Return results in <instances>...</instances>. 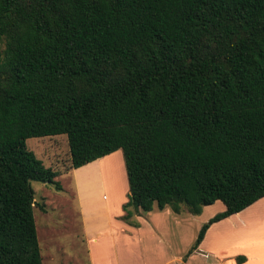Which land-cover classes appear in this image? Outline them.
Listing matches in <instances>:
<instances>
[{"label": "trees", "instance_id": "1", "mask_svg": "<svg viewBox=\"0 0 264 264\" xmlns=\"http://www.w3.org/2000/svg\"><path fill=\"white\" fill-rule=\"evenodd\" d=\"M58 135L70 170L120 151V220L222 204L183 263L264 197V0H0V264H41L26 140Z\"/></svg>", "mask_w": 264, "mask_h": 264}, {"label": "rangeland", "instance_id": "2", "mask_svg": "<svg viewBox=\"0 0 264 264\" xmlns=\"http://www.w3.org/2000/svg\"><path fill=\"white\" fill-rule=\"evenodd\" d=\"M26 147L45 168L57 172L54 180L61 187L60 191H56L51 184L30 182L34 205L32 217L41 264H88L90 253L98 258L99 263L100 258L103 261L118 258L122 264H137L140 259L137 253L141 252L149 264L171 263V258L179 256L189 246L192 241L190 236L195 237L197 234L199 218L207 215L212 217L223 209L220 202L203 207L200 217L190 215L189 222L172 230L171 236L166 227L158 243L151 239L139 244L130 242L125 247L116 235L117 242L113 245V240L99 237L104 233L109 235L110 225L123 215L119 207L127 199V182L120 151L72 171L68 169L69 154L65 136L30 138L26 140ZM40 206L44 211L39 210ZM235 224L236 220L233 219L223 225L214 223L210 226L213 227L205 240V247L210 249V253L202 259L204 263L216 264L221 247L225 246L222 248L225 252L231 251L234 237H240L234 231ZM220 237L225 242L219 247L217 239ZM86 239L91 240L86 242ZM189 264H201V257L192 255Z\"/></svg>", "mask_w": 264, "mask_h": 264}, {"label": "crops", "instance_id": "3", "mask_svg": "<svg viewBox=\"0 0 264 264\" xmlns=\"http://www.w3.org/2000/svg\"><path fill=\"white\" fill-rule=\"evenodd\" d=\"M200 215L201 213L199 214V217ZM189 216L190 215L185 212L174 214L167 207L162 210H157L155 207H153L150 212L142 214L141 216H136L133 214L129 221L119 219V221L112 222L113 224L110 225L109 235L104 233L99 238H109L113 240V245H115V242H117L115 237L117 235L125 247H128L130 242H136L139 244L141 242H149L151 239H155L156 243H158L159 238L162 234H164L167 228L170 230L169 236H171L172 230L174 231L175 229L180 228L189 222ZM210 216L211 215H207L205 217L201 216L198 220V227H200V224H203L202 222H204V220ZM233 219L236 220L234 231L240 234V237H234L230 252L223 251L224 249L222 248L225 246L219 248L221 251L218 252L216 264H264V197L257 200L244 210L220 220L221 222H216V225L229 223ZM116 224H120V226L117 227ZM210 226L206 230L196 250L188 255L183 263L181 259L191 246L195 238L194 235L190 236L192 241L189 243V246L180 252L178 254L179 256L171 258L172 262L177 264H189L192 259V255H199L201 257V264H207L204 263L202 259L205 258L208 253H210V249L205 247L206 236L213 227ZM87 240L91 239H86L85 241L87 242ZM224 242L225 239L223 237L217 239V245L219 247L223 246ZM127 254H129V251H127ZM137 256L140 258L138 259L139 262L137 264H149L148 259L142 252L137 253ZM237 257L243 258V260L240 263H236L235 259ZM88 258V264H122V261H119L118 258L109 261H103V258H100L101 263H99L98 258H95L92 253H90ZM168 263L170 262L167 261L166 264Z\"/></svg>", "mask_w": 264, "mask_h": 264}, {"label": "water", "instance_id": "4", "mask_svg": "<svg viewBox=\"0 0 264 264\" xmlns=\"http://www.w3.org/2000/svg\"><path fill=\"white\" fill-rule=\"evenodd\" d=\"M32 206H33V204H32Z\"/></svg>", "mask_w": 264, "mask_h": 264}]
</instances>
